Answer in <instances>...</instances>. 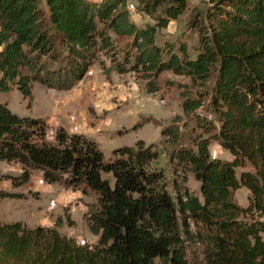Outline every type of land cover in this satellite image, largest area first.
Listing matches in <instances>:
<instances>
[{
    "label": "trees",
    "instance_id": "1",
    "mask_svg": "<svg viewBox=\"0 0 264 264\" xmlns=\"http://www.w3.org/2000/svg\"><path fill=\"white\" fill-rule=\"evenodd\" d=\"M138 2L156 24L136 26L125 0H45L46 9L40 0H0V92L17 89L28 97L33 82L68 89L100 51H114V37H131L137 52L131 69L141 66L149 75L170 69L212 81L206 110L217 126L201 119L206 137L194 138L195 149L180 146L170 154L200 182V195L169 186L154 165L159 154L140 141L105 159L85 135L59 126L51 140L44 119L19 116L0 103V161L22 166L19 174L0 172V180L21 185L39 169L49 184L92 192L96 201L84 216L97 236L94 244H80L58 230L60 218L34 227L0 221V264H191L188 246H196L201 264H264V0H210L197 18L204 33L196 56L181 45L166 60L154 42L156 27L181 14L187 0ZM182 107L190 114L207 104L187 96ZM173 125L163 133L177 142ZM210 140L233 159L212 157ZM246 162L255 172L238 174ZM102 173H111L113 182ZM241 186L252 194L245 207L233 199Z\"/></svg>",
    "mask_w": 264,
    "mask_h": 264
},
{
    "label": "rangeland",
    "instance_id": "2",
    "mask_svg": "<svg viewBox=\"0 0 264 264\" xmlns=\"http://www.w3.org/2000/svg\"><path fill=\"white\" fill-rule=\"evenodd\" d=\"M209 5L210 0H187L181 14L166 25L156 27L154 42L164 49L163 60L168 58L169 50L179 53L181 45L186 46L189 57L196 56L200 34L204 33V28L198 27L202 22L199 23L197 18L204 17ZM40 6L46 9L45 0H40ZM125 7L136 26L156 24L155 18L142 10L138 0H125ZM130 41L131 37H114V51H100L83 78L68 89H55L33 82L30 96L23 97L17 89L0 92V103H6L19 116L44 119L47 123L46 137L51 140L59 126L70 133L85 135L95 141L105 159L111 158L115 149L124 146L136 148L140 141L159 154L154 165L164 170L169 186L176 184L200 195V182L193 174L175 165L170 154L180 146L195 149L194 138L206 137L198 125L203 122L201 119L212 121L217 126L214 115L206 110L212 81L177 74L170 69L157 75H149L141 66L139 70H133L130 66L135 62L137 52L129 46ZM187 96L200 97L207 107L185 114L182 104ZM172 124L179 132L177 142L163 133ZM209 152L221 160L233 159L232 153L216 140L209 141ZM242 170L255 172L249 162L236 168L238 174ZM20 171V163L0 161L3 174H19ZM102 177L113 182L111 173H102ZM0 195L1 222L21 221L30 227L53 226L60 218L62 223L58 230L61 233L73 237L80 244L97 241L84 216L88 206L96 201L92 192L83 194L62 182L49 184L43 180L39 169H32L29 181L21 185H14L2 177ZM251 195L247 187L241 186L234 191L233 199L245 207ZM68 217L73 220L71 224ZM260 218L264 220V212ZM187 258L191 264H201L196 246H188Z\"/></svg>",
    "mask_w": 264,
    "mask_h": 264
}]
</instances>
